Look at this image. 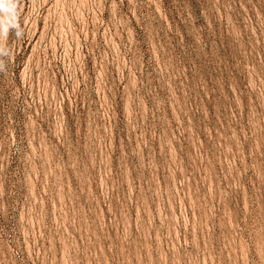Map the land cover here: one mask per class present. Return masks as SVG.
<instances>
[{
	"label": "rangeland",
	"instance_id": "obj_1",
	"mask_svg": "<svg viewBox=\"0 0 264 264\" xmlns=\"http://www.w3.org/2000/svg\"><path fill=\"white\" fill-rule=\"evenodd\" d=\"M18 12L0 264H264V0Z\"/></svg>",
	"mask_w": 264,
	"mask_h": 264
},
{
	"label": "clouds",
	"instance_id": "obj_2",
	"mask_svg": "<svg viewBox=\"0 0 264 264\" xmlns=\"http://www.w3.org/2000/svg\"><path fill=\"white\" fill-rule=\"evenodd\" d=\"M0 4H2L0 9H2L5 15L3 25L0 27V35L7 36L9 30L15 29L17 38L21 37L23 31L19 25V0H11V3H5L4 0H0ZM8 55H10L9 52L3 47H0V57ZM3 68L4 63L3 60L0 59V70H3Z\"/></svg>",
	"mask_w": 264,
	"mask_h": 264
}]
</instances>
